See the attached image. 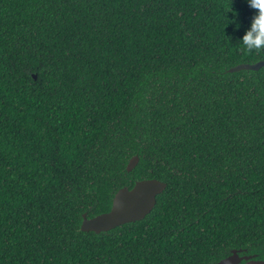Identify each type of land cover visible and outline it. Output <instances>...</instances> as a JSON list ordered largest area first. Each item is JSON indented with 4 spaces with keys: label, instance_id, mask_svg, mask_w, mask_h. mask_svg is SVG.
<instances>
[{
    "label": "trees",
    "instance_id": "obj_1",
    "mask_svg": "<svg viewBox=\"0 0 264 264\" xmlns=\"http://www.w3.org/2000/svg\"><path fill=\"white\" fill-rule=\"evenodd\" d=\"M255 12L0 0V264L264 259V67L226 72L264 61L239 44ZM147 179L167 187L145 219L81 230Z\"/></svg>",
    "mask_w": 264,
    "mask_h": 264
},
{
    "label": "water",
    "instance_id": "obj_2",
    "mask_svg": "<svg viewBox=\"0 0 264 264\" xmlns=\"http://www.w3.org/2000/svg\"><path fill=\"white\" fill-rule=\"evenodd\" d=\"M264 67V61L253 64L244 63L230 67L227 73H236L241 70L258 71ZM35 78H37L35 76ZM140 158L133 157L127 166V171H133ZM167 185L158 179L137 181L132 188L123 187L117 191L113 198L109 212L102 213L93 218L83 215L81 230L100 234L108 232L127 223L141 221L149 215L157 204V199L164 192ZM216 264H264V259H256L251 256L240 255V251L233 250L231 255L220 260Z\"/></svg>",
    "mask_w": 264,
    "mask_h": 264
},
{
    "label": "clouds",
    "instance_id": "obj_3",
    "mask_svg": "<svg viewBox=\"0 0 264 264\" xmlns=\"http://www.w3.org/2000/svg\"><path fill=\"white\" fill-rule=\"evenodd\" d=\"M246 2L256 12L250 27L239 40L240 48L246 53L261 52L264 51V0H246Z\"/></svg>",
    "mask_w": 264,
    "mask_h": 264
}]
</instances>
